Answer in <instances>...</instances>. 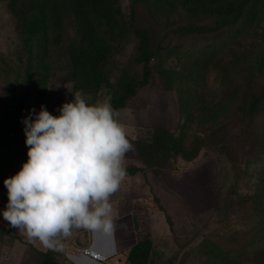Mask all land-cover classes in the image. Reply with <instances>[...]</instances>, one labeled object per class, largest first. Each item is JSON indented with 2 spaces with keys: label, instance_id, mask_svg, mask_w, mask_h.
<instances>
[{
  "label": "rangeland",
  "instance_id": "obj_1",
  "mask_svg": "<svg viewBox=\"0 0 264 264\" xmlns=\"http://www.w3.org/2000/svg\"><path fill=\"white\" fill-rule=\"evenodd\" d=\"M11 1L0 0V208L7 202L4 178L27 159L25 116L34 118L41 105L58 114L76 92L89 103L112 106L125 79L143 76V64L135 60L139 38L131 27H116L108 36L114 48L79 65L76 49L99 38L97 27L79 25L75 10L64 4L51 13L45 0L43 24L31 32L29 1L19 16L26 0L15 6ZM118 1L126 18L148 29L153 56L149 82L138 85L117 110L132 148L123 157L125 175L109 196L114 228L129 232L128 244H148L140 264H264V223L258 221L264 210L256 204L264 194V105L252 116L236 105L264 85V77L249 81V73L241 70L254 38L203 30L214 14L196 11L189 0ZM53 14L63 22L59 18L54 24ZM219 48L205 66L204 52ZM241 82L237 100L224 107ZM156 127L171 131L175 155L150 166L137 146L150 143ZM92 230L73 227L69 235L56 237L59 245L49 248L50 256L59 264H74L67 252L92 244ZM39 244L0 217L5 259L42 264L46 256Z\"/></svg>",
  "mask_w": 264,
  "mask_h": 264
},
{
  "label": "clouds",
  "instance_id": "obj_2",
  "mask_svg": "<svg viewBox=\"0 0 264 264\" xmlns=\"http://www.w3.org/2000/svg\"><path fill=\"white\" fill-rule=\"evenodd\" d=\"M23 123L27 159L4 178L7 202L0 217L53 248L55 238L73 227L111 229L109 196L132 148L111 104L89 103L76 92L58 114L41 105Z\"/></svg>",
  "mask_w": 264,
  "mask_h": 264
},
{
  "label": "trees",
  "instance_id": "obj_3",
  "mask_svg": "<svg viewBox=\"0 0 264 264\" xmlns=\"http://www.w3.org/2000/svg\"><path fill=\"white\" fill-rule=\"evenodd\" d=\"M19 0H12L11 3L14 6ZM31 6L29 11V18L27 20V26L31 32L40 29V25L43 24V10L45 0H26L20 3L19 13H22L25 3ZM50 1V4H49ZM50 11L53 13L54 9L59 4H64L67 8H73L75 11V20L81 26L89 23V26L97 27L99 32V38L97 37L93 42L89 43L88 47L82 46L77 50V56L79 58V65H82V61H87L88 58H93V54L103 49L112 50L115 46L113 39L109 38V34H114V29L123 28L125 30L131 29L138 36L137 53L135 60L143 64V76L141 79L127 78L124 81V89L122 92L116 93L112 98V108L117 114L118 108L125 107L127 105V99L136 92L138 85H143L149 82L152 74L151 57L153 51L151 50V37L148 29L135 26L133 24V17L126 18V15L122 12L121 6L118 0H49ZM137 1V0H135ZM140 1V0H138ZM192 8L197 10H203L214 14V20L212 25H207L203 30L209 28V31L223 30L232 34L234 39L241 38L243 35H248L254 38V44H252L246 50L248 51V59H245V64L242 66V73H249V81L255 78L257 75L264 77V0H189ZM27 12L26 9H24ZM63 22L61 16L53 14V23L58 20ZM20 19L24 20L20 16ZM129 21V22H128ZM61 26V25H60ZM63 28H61L62 30ZM58 35V32L56 33ZM60 35V33H59ZM97 44V45H94ZM93 46H96L95 50ZM93 48L94 52L91 54L90 50ZM221 49H210L204 52L203 58L205 59V66L211 63L212 56L218 55ZM84 56H87L85 59ZM236 60L239 59L236 54ZM232 61V60H229ZM228 61L221 63L222 66L227 65ZM208 68V67H205ZM171 71L168 72V74ZM173 83L172 78L168 80L167 88H171ZM238 91H234L228 103L225 102L226 108L232 105L233 100H237L238 94H240V88L244 87V83H240L237 86ZM251 95H243L237 100V109L248 112L252 116L253 111L260 110L264 105V85L262 89L251 90ZM235 105V106H236ZM245 114V113H244ZM118 119V114H117ZM250 124L246 123V130ZM174 136L170 130L165 128L156 127L152 135V141L146 143L144 141L138 142V152L140 157L146 164L152 166L156 165L175 155L174 149ZM248 198V197H247ZM257 198V205L264 210V194L262 197ZM264 214V213H263ZM264 223V215L259 220ZM264 230V228H263ZM52 251L45 252L46 259L42 264H59L53 259L50 254Z\"/></svg>",
  "mask_w": 264,
  "mask_h": 264
},
{
  "label": "crops",
  "instance_id": "obj_4",
  "mask_svg": "<svg viewBox=\"0 0 264 264\" xmlns=\"http://www.w3.org/2000/svg\"><path fill=\"white\" fill-rule=\"evenodd\" d=\"M114 223L109 230L104 229H93L90 236L93 241V246L96 248L110 252L112 249H116L117 252L111 256L107 264H140L145 262L146 256L150 247L145 241H137L133 244L127 243V236L129 232L126 230H118L114 228ZM40 249L44 252H48L50 247H46L44 244H39ZM128 253H131L129 255ZM142 259V260H141ZM74 264H96L90 260L82 259L79 263L74 261ZM59 263V262H58ZM142 263V264H143ZM0 264H14L10 259H5L4 256L0 255Z\"/></svg>",
  "mask_w": 264,
  "mask_h": 264
},
{
  "label": "built area",
  "instance_id": "obj_5",
  "mask_svg": "<svg viewBox=\"0 0 264 264\" xmlns=\"http://www.w3.org/2000/svg\"><path fill=\"white\" fill-rule=\"evenodd\" d=\"M117 250L114 248L110 252L102 251L93 244H90L80 250L79 252H74L73 250H69L67 255L72 258L76 262H80L82 259L90 260L96 264H107L108 259L116 254Z\"/></svg>",
  "mask_w": 264,
  "mask_h": 264
}]
</instances>
